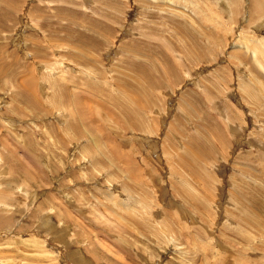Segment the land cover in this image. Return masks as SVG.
Wrapping results in <instances>:
<instances>
[{
    "label": "rangeland",
    "instance_id": "rangeland-1",
    "mask_svg": "<svg viewBox=\"0 0 264 264\" xmlns=\"http://www.w3.org/2000/svg\"><path fill=\"white\" fill-rule=\"evenodd\" d=\"M0 264H264V0H0Z\"/></svg>",
    "mask_w": 264,
    "mask_h": 264
}]
</instances>
